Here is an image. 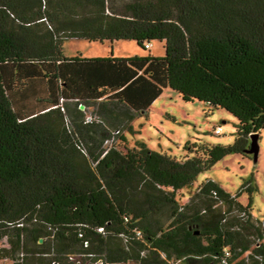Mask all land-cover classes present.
<instances>
[{"label":"trees","instance_id":"1","mask_svg":"<svg viewBox=\"0 0 264 264\" xmlns=\"http://www.w3.org/2000/svg\"><path fill=\"white\" fill-rule=\"evenodd\" d=\"M71 38L165 54L67 56ZM168 87L230 112L234 142H187L181 158L132 146L123 129ZM263 128L264 0H0V259L264 264L241 192L207 178L177 199Z\"/></svg>","mask_w":264,"mask_h":264},{"label":"rangeland","instance_id":"2","mask_svg":"<svg viewBox=\"0 0 264 264\" xmlns=\"http://www.w3.org/2000/svg\"><path fill=\"white\" fill-rule=\"evenodd\" d=\"M110 42H90L86 39L71 38L65 41L64 52L67 56L81 52L85 56H106ZM117 56L165 54L160 41L152 42L144 51L134 40H118L113 43ZM237 118L224 108H215L204 101H185L178 92L165 88L152 103L147 113H139L132 121L131 128L123 129L124 136L132 146L143 141L159 152L181 158L188 149L187 142L200 140L208 144H230L235 140ZM222 131L216 133L215 129ZM259 153L255 160L251 153L244 155L232 152L211 168L201 171L191 187L177 191L180 205L187 204L196 193L198 186L207 178L218 182L232 194L241 192L238 200L247 206L251 202L255 219L264 220V128L259 139ZM110 144V143H109ZM252 186V190L247 189ZM167 214L164 215V219ZM11 260L0 259V264H11ZM135 264V263H129Z\"/></svg>","mask_w":264,"mask_h":264},{"label":"water","instance_id":"3","mask_svg":"<svg viewBox=\"0 0 264 264\" xmlns=\"http://www.w3.org/2000/svg\"><path fill=\"white\" fill-rule=\"evenodd\" d=\"M81 107L84 108V105H81ZM250 138H251V144H250V148L247 149V153H251L253 155V158L257 160L259 153L258 134H252ZM40 241H43V238H40Z\"/></svg>","mask_w":264,"mask_h":264},{"label":"built area","instance_id":"4","mask_svg":"<svg viewBox=\"0 0 264 264\" xmlns=\"http://www.w3.org/2000/svg\"><path fill=\"white\" fill-rule=\"evenodd\" d=\"M146 46H147V47H148V46H151V44H147ZM92 120H93V116H92V115H88V116H87V121H92ZM221 131H222V128H221V127H218V128L215 129V132H216V133H220ZM118 133H120L119 130H116V131L114 132V134H118ZM114 140H115V136H113L111 139H108L106 143H107V144H109V143L111 144ZM98 231H104L103 227H99V228H98ZM137 234L140 235V234H141V231H138ZM51 264H59V263L53 261V262H51ZM73 264H77V263H73ZM96 264H103L102 259H99V260L96 262Z\"/></svg>","mask_w":264,"mask_h":264},{"label":"crops","instance_id":"5","mask_svg":"<svg viewBox=\"0 0 264 264\" xmlns=\"http://www.w3.org/2000/svg\"><path fill=\"white\" fill-rule=\"evenodd\" d=\"M113 43H114V42H110V44H111V45H110V50L113 48ZM109 53H110V51H109ZM84 56H85V55H84ZM88 57H93V56H88Z\"/></svg>","mask_w":264,"mask_h":264}]
</instances>
